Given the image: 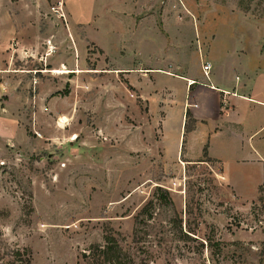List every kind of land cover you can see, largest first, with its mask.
<instances>
[{"label": "rangeland", "instance_id": "obj_1", "mask_svg": "<svg viewBox=\"0 0 264 264\" xmlns=\"http://www.w3.org/2000/svg\"><path fill=\"white\" fill-rule=\"evenodd\" d=\"M0 7V46L11 41L5 60L20 40L34 43L7 63L24 73L0 76L8 81L2 100L10 95L29 136L19 134L23 145L0 140V264H84L83 253L105 244L106 233L134 264H264V183L254 198L239 197L210 160L166 161L161 120L123 70L178 59L186 74L201 73L214 56L210 72L217 67L229 86L238 74L264 98V0H0ZM73 62L86 68L82 76L55 72ZM138 74L134 85L148 81ZM155 75L160 89L184 98V81ZM241 173L247 178L237 190L254 194L263 170Z\"/></svg>", "mask_w": 264, "mask_h": 264}, {"label": "crops", "instance_id": "obj_2", "mask_svg": "<svg viewBox=\"0 0 264 264\" xmlns=\"http://www.w3.org/2000/svg\"><path fill=\"white\" fill-rule=\"evenodd\" d=\"M9 8L11 10L8 9L6 18L10 26L14 20H12L13 7L9 6ZM8 39L0 46V76L12 70L16 73H24L22 69L16 68L9 71L7 63L11 65L14 61L11 58L12 54L14 58L24 56L21 53L24 45L34 44L27 40H20L17 43L18 48H14L6 61L3 51L11 46V41ZM207 62L211 64L210 71L213 69L214 62L218 64L214 56ZM72 67L66 74L73 75L74 78L82 76L83 71L86 70L81 62L78 66L73 62ZM201 69L203 71V66ZM123 70L132 77L130 84L136 86L139 97L148 103L151 118L161 120L160 143L166 161L205 163L210 160L219 167L228 185L236 189L239 197L254 198L256 196L260 185L264 183V177L255 182V192L252 195L237 190L238 187L244 186L243 180L247 178L242 175V171L263 170L264 173V113L260 114V111L256 109L257 105L264 106V98L254 96L251 85L248 87L246 83H240L241 76L237 74L235 85L229 86L228 79L217 67L214 72H210L209 76H206L203 71L202 78H200L202 71L201 73L188 71L186 74L183 63L180 64L178 59L160 63L155 67L135 66V68ZM138 72L147 76L148 81L145 78L144 82L138 79V85H134L136 77L139 76ZM155 73L184 81V98L178 101L171 90L160 89L157 84L158 76ZM7 85L8 81L0 80V140L2 143L8 140L18 143L20 142L19 134L22 133L25 140L29 136L20 124L14 110L16 105L12 103L10 95L6 100H2L4 94H7L4 91V89L7 90ZM19 98L18 95L16 100L19 101ZM172 116L176 121L171 119ZM261 116H263V125L259 126L256 122ZM24 143L25 141L18 144Z\"/></svg>", "mask_w": 264, "mask_h": 264}, {"label": "trees", "instance_id": "obj_3", "mask_svg": "<svg viewBox=\"0 0 264 264\" xmlns=\"http://www.w3.org/2000/svg\"><path fill=\"white\" fill-rule=\"evenodd\" d=\"M104 239L105 244L83 253L84 264H134L133 256L122 247L115 236L106 233Z\"/></svg>", "mask_w": 264, "mask_h": 264}, {"label": "built area", "instance_id": "obj_4", "mask_svg": "<svg viewBox=\"0 0 264 264\" xmlns=\"http://www.w3.org/2000/svg\"><path fill=\"white\" fill-rule=\"evenodd\" d=\"M61 3H62V2H61ZM203 68H204L205 74H206V75H209V72H210V70H211V64H210V62H207V63L203 66Z\"/></svg>", "mask_w": 264, "mask_h": 264}, {"label": "bare ground", "instance_id": "obj_5", "mask_svg": "<svg viewBox=\"0 0 264 264\" xmlns=\"http://www.w3.org/2000/svg\"><path fill=\"white\" fill-rule=\"evenodd\" d=\"M69 70H67V69H64V70H57V71H55V72H68ZM77 136H75L74 138H76Z\"/></svg>", "mask_w": 264, "mask_h": 264}, {"label": "clouds", "instance_id": "obj_6", "mask_svg": "<svg viewBox=\"0 0 264 264\" xmlns=\"http://www.w3.org/2000/svg\"><path fill=\"white\" fill-rule=\"evenodd\" d=\"M9 231L8 229H5V234L8 235L9 234ZM12 239H15V237H12Z\"/></svg>", "mask_w": 264, "mask_h": 264}]
</instances>
